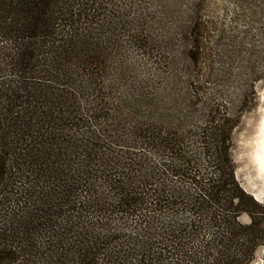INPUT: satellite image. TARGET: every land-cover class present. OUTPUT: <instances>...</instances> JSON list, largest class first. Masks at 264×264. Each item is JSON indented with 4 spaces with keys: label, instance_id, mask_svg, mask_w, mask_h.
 <instances>
[{
    "label": "trees",
    "instance_id": "16d2710c",
    "mask_svg": "<svg viewBox=\"0 0 264 264\" xmlns=\"http://www.w3.org/2000/svg\"><path fill=\"white\" fill-rule=\"evenodd\" d=\"M95 5L97 0H0V264H248L264 221L245 228L238 222L232 195L239 190L228 156L235 123L226 120L211 119L204 133L211 177L191 174L190 158L174 172L200 193L192 216L202 222L190 226V192H177L172 198L180 202L173 204L183 207L189 219L175 225L168 239L114 255L105 254L97 241H85L86 229L83 233L77 226L82 220L87 224L113 209L146 224L161 213L163 203L156 192L114 182L111 201L96 206L92 189L102 173L91 168L96 146L88 141L96 140L93 129L105 107H99L98 117L91 103L85 111L79 100L91 93L75 90L78 77L89 83L106 61L78 29L81 19L94 16ZM184 58L190 61V51ZM188 114L179 131L157 124L138 128L137 134L175 151L190 133ZM201 231L208 237L195 246Z\"/></svg>",
    "mask_w": 264,
    "mask_h": 264
},
{
    "label": "rangeland",
    "instance_id": "374dc122",
    "mask_svg": "<svg viewBox=\"0 0 264 264\" xmlns=\"http://www.w3.org/2000/svg\"><path fill=\"white\" fill-rule=\"evenodd\" d=\"M97 1L94 16L81 19L78 29L106 61L94 82L78 77L75 84L76 91L91 93L89 101L79 100L85 111L91 103L98 117L99 107H105L93 129L96 140L83 138L96 146L91 168L102 173L92 189L96 206L111 201L114 182L156 192L168 205L162 203L161 213L146 224L113 209L87 224L82 220L77 226L83 233L86 229L85 241H97L105 254L114 255L168 239L175 225L189 219L183 207L174 205L180 202L172 198L177 192H190V226L202 222L204 218L192 216L200 193L174 172L190 158L191 174L211 177L203 150L211 119L235 123L228 156L239 190L232 195L237 197L232 202L239 207L238 222L245 228L254 220L264 221V0ZM189 51L187 61L184 53ZM188 113L190 133L175 151L137 134L138 128L157 124L179 131ZM259 226L255 233L262 239L248 264H264V227ZM208 234L201 231L193 244Z\"/></svg>",
    "mask_w": 264,
    "mask_h": 264
},
{
    "label": "bare ground",
    "instance_id": "6f19581e",
    "mask_svg": "<svg viewBox=\"0 0 264 264\" xmlns=\"http://www.w3.org/2000/svg\"><path fill=\"white\" fill-rule=\"evenodd\" d=\"M262 161H263V166L262 167H264V157L262 158Z\"/></svg>",
    "mask_w": 264,
    "mask_h": 264
}]
</instances>
